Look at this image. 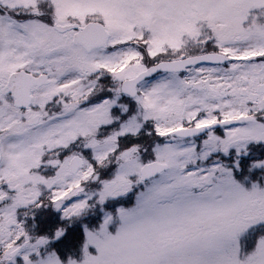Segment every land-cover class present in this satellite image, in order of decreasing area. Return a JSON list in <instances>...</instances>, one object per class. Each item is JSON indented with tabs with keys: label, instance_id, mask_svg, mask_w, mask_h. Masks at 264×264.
Instances as JSON below:
<instances>
[{
	"label": "snow or ice",
	"instance_id": "obj_1",
	"mask_svg": "<svg viewBox=\"0 0 264 264\" xmlns=\"http://www.w3.org/2000/svg\"><path fill=\"white\" fill-rule=\"evenodd\" d=\"M0 264H264V0H0Z\"/></svg>",
	"mask_w": 264,
	"mask_h": 264
}]
</instances>
